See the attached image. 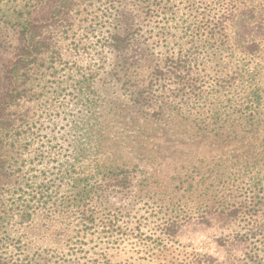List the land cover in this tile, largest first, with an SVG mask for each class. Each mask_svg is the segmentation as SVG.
<instances>
[{
    "label": "rangeland",
    "instance_id": "374dc122",
    "mask_svg": "<svg viewBox=\"0 0 264 264\" xmlns=\"http://www.w3.org/2000/svg\"><path fill=\"white\" fill-rule=\"evenodd\" d=\"M14 1L0 0V25ZM185 1L57 3L67 15L47 24L49 51L28 66L26 96L5 112L10 180L0 207L35 213L5 221L1 264H187L196 253L251 264L252 246L264 262V206L252 212L256 224L251 212L228 215L254 181L264 197V46L250 55L211 35L202 9ZM254 3L264 15V0ZM112 35L127 37L120 51ZM0 41L5 50L14 43L4 28ZM109 171L124 172L129 189L101 186L83 224L44 210L69 175L95 189ZM171 216L186 222L174 242L142 252L139 240L158 236ZM112 218L116 226H103ZM108 235L118 240L106 243Z\"/></svg>",
    "mask_w": 264,
    "mask_h": 264
},
{
    "label": "trees",
    "instance_id": "16d2710c",
    "mask_svg": "<svg viewBox=\"0 0 264 264\" xmlns=\"http://www.w3.org/2000/svg\"><path fill=\"white\" fill-rule=\"evenodd\" d=\"M59 1L71 2V0H15V4L11 6V11H9L11 16L4 18L0 25V28L10 32L14 40V43L9 44L6 50L2 46V41H0V202L4 196V189L10 180L9 164H7V160L4 157V152L7 149L8 139L10 138V136H6V133L10 132L12 126L7 121L5 112L7 108L26 96L24 90L19 88V85L26 80L28 66L33 63L36 64L38 57L49 51L50 45L47 40L45 41L44 35V32L48 30L47 24H54L67 15V10H63L60 7L61 3L59 7L57 6ZM185 2L191 12H197L200 8L202 9V19H206V27L204 29L211 32V35L216 34L218 38L229 37L231 45L246 54L253 55L261 51L262 46H264V15L261 10L257 9L254 0H249L247 3H242L238 0H186ZM211 4L217 6L218 10L217 14L212 16L213 18L207 20L210 15L207 7ZM108 39L109 46L116 51L123 49L127 41L126 36L112 35ZM174 66L179 71L187 68L183 63H181V66L180 63H175ZM254 95V101L258 100L257 94ZM120 173H123V175ZM106 174L108 176L104 175L102 179H107V182L99 184L95 189L89 186L86 179L69 175L64 183L65 190L63 193L57 196L56 201L52 204L46 205L49 202H44L47 206L44 210L48 209V206H53L55 207L53 211L63 216V219L68 222L77 219V223L83 224L86 221L84 217L86 216L85 209L89 203L87 201L91 194L98 193L101 186L107 187L100 189L101 193H109L113 189L124 193L129 189V181L124 172L114 173L109 171ZM257 185V181L251 183L245 204L229 209V216L235 217L238 213H244L249 217L248 215L251 212L250 217L256 224L257 219L253 218V214H257L264 206V197L259 195V191H256ZM108 188L112 189L109 190ZM44 196L42 195V197ZM45 197L48 198L50 196L46 194ZM20 211L17 214H13L9 210H2L0 207V231L4 229L5 221L19 217L20 223H23L28 221L29 217L35 213L29 212L24 208ZM184 219V216H171L162 223L158 236H144L145 238L139 240L142 252H149L152 255L155 252H163L166 244L174 242L175 234L186 224ZM200 221L203 220L200 218ZM141 224L142 222H139L137 230L141 228ZM116 225L117 221L113 218L107 219L103 224L106 227H114ZM118 227L120 228V225ZM133 229L131 228L129 234L126 233L125 236L134 234ZM114 236H106V243L113 242L112 239L118 240V238H112ZM240 237L243 240H247L252 239L255 235L243 234ZM260 242H264V237L260 239ZM256 249V246L248 249L249 251L244 253L246 256L245 260L251 262V264H264L261 258H258L257 252H255ZM1 257L0 255V261ZM12 261V264H23L19 259ZM187 264L220 263L213 256L196 253L188 258Z\"/></svg>",
    "mask_w": 264,
    "mask_h": 264
}]
</instances>
